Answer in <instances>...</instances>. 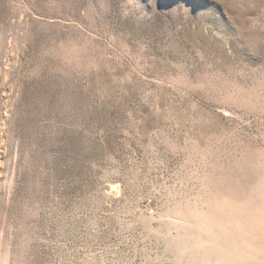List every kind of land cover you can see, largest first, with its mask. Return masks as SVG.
<instances>
[{"label":"rangeland","instance_id":"obj_1","mask_svg":"<svg viewBox=\"0 0 264 264\" xmlns=\"http://www.w3.org/2000/svg\"><path fill=\"white\" fill-rule=\"evenodd\" d=\"M0 264H264V0H0Z\"/></svg>","mask_w":264,"mask_h":264}]
</instances>
